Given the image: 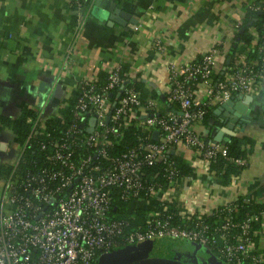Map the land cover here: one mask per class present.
I'll list each match as a JSON object with an SVG mask.
<instances>
[{
  "label": "built area",
  "instance_id": "2783aa9c",
  "mask_svg": "<svg viewBox=\"0 0 264 264\" xmlns=\"http://www.w3.org/2000/svg\"><path fill=\"white\" fill-rule=\"evenodd\" d=\"M248 9L264 11V5L253 3ZM241 22L233 23L236 30ZM250 31L251 42L231 58L219 78L215 77L218 42L191 61L171 63L166 93L182 114L172 109L157 113L156 100L149 95L143 98L141 89L126 82L127 74L118 64L108 70L103 84H98L97 77L83 78L72 105V121L59 135L48 131L38 115L26 143L39 134L47 135L37 140L45 159L35 169L15 172L7 179L6 202L0 210V264H94L120 240L125 244L165 235L200 242L229 264H264V255L250 246L252 223L258 215L237 217L236 207L228 202L214 220L199 215L174 223L160 210L151 212L144 225L127 231L128 222L111 214L116 192L124 200L142 195L148 202L158 197L166 202L167 185L160 177L172 184L180 176L170 155L178 143L192 148L208 164L218 152L227 153L223 141L205 140L194 123L203 121L209 106L256 89L264 74V30L252 26ZM201 83L206 98L198 104L195 94ZM93 117L95 124L89 131ZM133 120L152 136L159 130L158 138L140 137L137 146L111 154L110 148ZM234 161L246 162L242 157Z\"/></svg>",
  "mask_w": 264,
  "mask_h": 264
},
{
  "label": "crops",
  "instance_id": "0c3cea01",
  "mask_svg": "<svg viewBox=\"0 0 264 264\" xmlns=\"http://www.w3.org/2000/svg\"><path fill=\"white\" fill-rule=\"evenodd\" d=\"M73 1L0 0V114L16 116L22 108L30 107L42 119L57 115L73 101L83 78L98 77L118 64L126 66L130 80L142 79L157 107L164 109L171 63L191 61L218 42L216 73L222 74L228 57L232 58L229 52L237 31L233 23L243 20L249 4L264 3L100 0L105 6L113 4L129 12L130 19L125 24L108 23L97 16L96 0H85L76 7ZM155 92L163 96L157 97ZM234 95H250L243 127L236 126L235 133H230L232 129L218 125L227 113L219 108L220 104L212 106L208 123L195 122L194 127L207 141H212L222 127V141L234 135L254 139L247 148V163L238 175L222 183L192 148L178 143L172 150L184 157L193 171L179 176L159 196L163 195L175 212L187 220L209 215L219 205L238 197L264 203V74L254 91ZM195 97L198 104L205 101L203 83L198 85ZM22 151L12 129L0 123V164H17ZM2 178L0 210L8 177ZM156 201L159 197L147 204ZM250 246L264 255V213ZM187 259L193 262L192 258ZM197 262L194 261L200 264Z\"/></svg>",
  "mask_w": 264,
  "mask_h": 264
},
{
  "label": "trees",
  "instance_id": "16d2710c",
  "mask_svg": "<svg viewBox=\"0 0 264 264\" xmlns=\"http://www.w3.org/2000/svg\"><path fill=\"white\" fill-rule=\"evenodd\" d=\"M79 1H81V3L83 4L85 0ZM261 4L264 5V3ZM73 6H79L76 0L73 1ZM250 21H252V24L249 23ZM263 22L264 11H260L259 9H248L247 14L243 18L238 30L234 34L233 44L229 52V54L232 55V60L234 59L236 52L244 50L247 45L251 42V27L260 26V28L264 30V28L262 27ZM125 70L126 66L122 64V74H124ZM220 75V73H216L215 77L219 78ZM106 76L107 72L100 73L97 77L98 84H103L106 80ZM129 84H134L137 88L141 89L143 98H146L150 94V92L146 88H144L145 83L144 81H142V79H129ZM78 92V90L75 92L73 101L65 108H62L59 114L43 119V123L46 124L47 130L51 131L52 134H54L55 136L59 135L61 131H63L67 127V125L72 121L71 109L73 103L77 98ZM154 94L157 97L163 96L157 92H155ZM163 99L166 104V107L164 109L157 107L155 109L157 113L162 114L169 109L173 110V108H176L178 110L179 105L176 102H170L168 100L167 93L165 94ZM211 113L212 106H209L203 118V121L205 123H208V118L210 117ZM38 115V111L30 107L22 108L20 113L16 116L0 114V123L12 129V131L16 135L17 141L23 147L21 157L19 158L17 164H0V177L7 178L15 172L25 173L28 170L35 169L39 163L44 162L45 154L44 151L38 145L37 140L45 139L47 135L39 134V137H34L33 140H31V143H26V140L32 132L33 124L38 118ZM146 136H149V138L154 139L152 133L149 134L148 129L143 128L142 126L137 124L135 120H133L124 128V136L118 142H116L114 146L110 148V153L118 154L123 151L126 147L137 146L140 142V137L147 138ZM223 142L227 145V153L223 154L221 152H218L214 157H212L209 161V169L217 176V178L222 183H228L231 177H233L234 175H238L247 163L245 162L244 164H239L234 161V158L242 157L246 160L247 148L248 146L254 143V139L246 135H234ZM170 155L173 157V159H175L177 171L180 176L192 173L193 166L188 161H186L184 157L178 155L176 152L173 151L170 152ZM160 180L164 182V185L168 186L170 184L169 180L165 177H160ZM112 203L113 206L111 208V214L115 218L125 219L128 222L127 226L125 227L126 231L138 227L139 225H144L147 216L153 211L159 212L160 210H162L165 215H170V218L173 220L174 223L183 224L187 221V219L183 218L181 215L175 212L174 207L170 205L169 202L156 201L152 204H147L146 199L142 195L137 198L124 200L119 196V192H116ZM228 203H231L233 206L236 207L235 213L237 214V217H243L248 214L258 215V219L253 221L251 227L252 235L254 236V232L256 231V229H259L262 222V216L264 213V203L250 202L243 197H238L236 200L229 201ZM221 206L222 204L219 205L217 209L214 210L211 214L203 215L202 217L209 221L214 220L217 211H219V208H221ZM188 222L190 223L191 221ZM119 244H124V241L120 240ZM163 263L176 264L174 262L167 261Z\"/></svg>",
  "mask_w": 264,
  "mask_h": 264
},
{
  "label": "water",
  "instance_id": "95a60500",
  "mask_svg": "<svg viewBox=\"0 0 264 264\" xmlns=\"http://www.w3.org/2000/svg\"><path fill=\"white\" fill-rule=\"evenodd\" d=\"M94 10H96V14H98L97 16L107 20L108 23L118 21L126 24L130 19L129 12H125L124 10L116 8L115 6L113 7V4L112 6H105V4L100 0H96L94 4ZM121 18H123L124 20H122ZM249 23L252 24V21H250ZM230 61L231 57H228L222 73L224 72L227 65H229ZM128 81L129 80H126V82ZM124 86L125 85H123L115 95V100L107 117L108 120L117 99L123 91ZM249 98L250 95H241L238 97L232 95L230 98L222 102L219 105V108L222 110H226L227 113L222 116L221 121H218L217 124L220 126L224 125L225 128L232 129L233 132L230 133H235L234 130L236 126L243 127L244 122L247 120V107L245 106V104H247ZM242 102L245 103L241 104ZM173 110H175L179 114H182L181 110H177L176 108H173ZM94 124L95 118L93 117L91 118V126L88 129L89 131H92ZM224 127H222L216 133L212 141L221 142L223 140V136L225 133ZM158 136L159 130H155L153 132V138L157 139ZM175 254H177L176 256L178 257L181 256V254H185L188 257L192 258L193 262L195 261L196 263V261H198L197 263L200 264H229L228 262L220 258L217 254H215L210 247L200 242H196L185 237L170 235L154 236L131 243L117 245L112 249L103 252L97 258L94 264H129L149 257H156L158 255L173 257L175 256ZM155 262H165V260Z\"/></svg>",
  "mask_w": 264,
  "mask_h": 264
},
{
  "label": "rangeland",
  "instance_id": "374dc122",
  "mask_svg": "<svg viewBox=\"0 0 264 264\" xmlns=\"http://www.w3.org/2000/svg\"><path fill=\"white\" fill-rule=\"evenodd\" d=\"M3 179L2 177H0V180ZM4 181V180H3ZM1 192H0V202H2V198H1ZM177 254H175V256H156V257H149V258H146V259H143V260H139V261H136V262H132V263H129V264H146L147 262H155V261H168V262H174L176 264H195L194 262H191V261H188V260H184L183 258L184 257H188L187 255L183 254V258L182 257H178L176 256ZM179 260V261H178Z\"/></svg>",
  "mask_w": 264,
  "mask_h": 264
},
{
  "label": "flooded vegetation",
  "instance_id": "af4514ba",
  "mask_svg": "<svg viewBox=\"0 0 264 264\" xmlns=\"http://www.w3.org/2000/svg\"><path fill=\"white\" fill-rule=\"evenodd\" d=\"M183 256H184V255H183V254H181V256H179V257H182V258H183ZM183 259H184V260H185V259H186V260H188L186 257H184Z\"/></svg>",
  "mask_w": 264,
  "mask_h": 264
}]
</instances>
